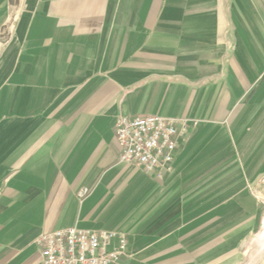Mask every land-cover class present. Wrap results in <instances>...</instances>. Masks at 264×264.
I'll return each mask as SVG.
<instances>
[{"label": "crops", "instance_id": "crops-1", "mask_svg": "<svg viewBox=\"0 0 264 264\" xmlns=\"http://www.w3.org/2000/svg\"><path fill=\"white\" fill-rule=\"evenodd\" d=\"M120 115L197 125L148 172ZM262 176L264 0H0V264L72 227L125 233L118 264H264Z\"/></svg>", "mask_w": 264, "mask_h": 264}, {"label": "built area", "instance_id": "built-area-1", "mask_svg": "<svg viewBox=\"0 0 264 264\" xmlns=\"http://www.w3.org/2000/svg\"><path fill=\"white\" fill-rule=\"evenodd\" d=\"M196 125V121L182 118L120 115L115 125L120 162L137 164L148 172L169 170L178 150V137ZM260 184L264 185V176ZM249 189L263 200L258 188L250 185ZM36 244L43 264H118L127 256L129 240L122 232L72 227L43 234Z\"/></svg>", "mask_w": 264, "mask_h": 264}, {"label": "rangeland", "instance_id": "rangeland-1", "mask_svg": "<svg viewBox=\"0 0 264 264\" xmlns=\"http://www.w3.org/2000/svg\"><path fill=\"white\" fill-rule=\"evenodd\" d=\"M253 253L257 254V253H258V251H257V250H254V252H253Z\"/></svg>", "mask_w": 264, "mask_h": 264}]
</instances>
